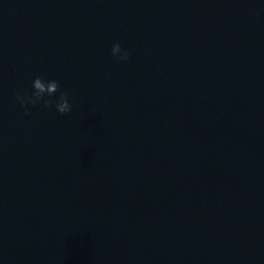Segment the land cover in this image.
Masks as SVG:
<instances>
[{
	"label": "water",
	"instance_id": "95a60500",
	"mask_svg": "<svg viewBox=\"0 0 264 264\" xmlns=\"http://www.w3.org/2000/svg\"><path fill=\"white\" fill-rule=\"evenodd\" d=\"M0 264H264V0H0Z\"/></svg>",
	"mask_w": 264,
	"mask_h": 264
},
{
	"label": "clouds",
	"instance_id": "9594fccd",
	"mask_svg": "<svg viewBox=\"0 0 264 264\" xmlns=\"http://www.w3.org/2000/svg\"><path fill=\"white\" fill-rule=\"evenodd\" d=\"M109 53L119 63H127L132 55L131 50L123 47L118 40L111 43ZM14 99L26 116L29 110L35 107L52 109L60 115H67L72 113L77 105L74 93L62 89L58 79L43 74L35 75L31 79L30 87L15 92Z\"/></svg>",
	"mask_w": 264,
	"mask_h": 264
}]
</instances>
